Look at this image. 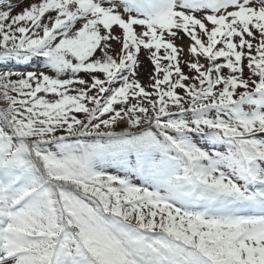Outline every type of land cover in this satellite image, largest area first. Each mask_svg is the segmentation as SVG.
Masks as SVG:
<instances>
[{"label": "snow or ice", "instance_id": "obj_1", "mask_svg": "<svg viewBox=\"0 0 264 264\" xmlns=\"http://www.w3.org/2000/svg\"><path fill=\"white\" fill-rule=\"evenodd\" d=\"M0 264H264V0H0Z\"/></svg>", "mask_w": 264, "mask_h": 264}, {"label": "rangeland", "instance_id": "obj_2", "mask_svg": "<svg viewBox=\"0 0 264 264\" xmlns=\"http://www.w3.org/2000/svg\"><path fill=\"white\" fill-rule=\"evenodd\" d=\"M22 6L23 5H21V7ZM21 7L15 8V11H14L13 14H16L19 11H21ZM141 59L143 60V66L141 68V79L144 80L145 82H147L148 76H149V72L151 70V65H150V62L147 60L146 56H144L143 54L141 56ZM185 70L187 71V69H185Z\"/></svg>", "mask_w": 264, "mask_h": 264}]
</instances>
